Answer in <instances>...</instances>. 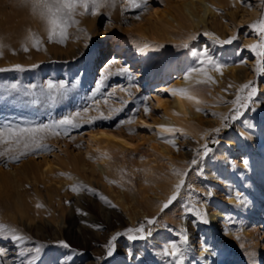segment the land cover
Returning <instances> with one entry per match:
<instances>
[{
  "label": "rangeland",
  "instance_id": "374dc122",
  "mask_svg": "<svg viewBox=\"0 0 264 264\" xmlns=\"http://www.w3.org/2000/svg\"><path fill=\"white\" fill-rule=\"evenodd\" d=\"M12 1L0 0V8L10 18L15 11L12 13L7 3ZM186 1L149 0L143 14L135 9H128L122 14L125 5L119 0L115 7H101L95 17L84 15L87 19L85 23L70 28L69 39L63 45L48 43L44 27L33 29L30 32L38 36L43 44L39 51L33 49L30 43L27 52L22 50L29 33L14 35L1 26L0 42L5 47L0 56V69H11L19 64L25 71L0 72V120L25 118L46 122L49 119L46 114H38L42 111L40 106L25 107L22 101L15 100V95L8 96L3 90L4 86L13 83L23 88L45 81H63L69 88V95L51 110L52 115L59 118L75 110L91 94L108 57L107 49L109 51L114 43L130 42L131 55H139L145 50H156L157 57L174 55L172 82L176 81L174 77L179 73L175 68L180 56H184L187 63L190 62L185 70L198 66L190 57L189 50L182 47L185 42L190 43L191 48L209 52L223 66L222 74L209 72L215 83L202 86L200 96L204 101L201 105L203 111H196V117L191 122L203 133L195 137L184 130L187 136L177 134L176 148L158 141L153 135L155 127L144 129L136 123L131 126L136 132L134 135L128 133L126 126L114 129L115 123L125 118L144 98H147L151 113L145 116L141 106L137 118L151 121L161 116L160 110L151 102L149 87L142 82L137 83L135 71L128 69L134 77L131 84L135 85L132 91L136 100L130 101L124 112L113 121H98L95 126L84 124L80 129L72 130L70 137L49 138L46 143L52 150L48 153L22 157L19 162L9 163L7 167L0 163V224L15 228L19 234L28 237L15 247L9 240L0 238V248L8 250L7 256L3 257L8 264H20L21 259L30 262L33 258L35 264H57L58 259L69 251L59 246L60 241L71 245L72 250L83 253L75 258L74 264H164L165 260L171 259L158 255L164 244L179 243L178 235L169 229L178 230L181 227L189 236L190 252L185 264H200V258L192 261L194 254L199 255L206 248L209 257L208 254L216 247L226 252L225 256L214 261L218 264H258L260 261V264H264V200L253 201L250 190L251 185L256 183L264 193V73L261 76L254 73L255 53H250L247 47L258 42L247 26L259 20L262 11L260 0H244L243 3L232 0L234 4L230 7H223L217 0L213 5L215 7L212 6L216 15L206 17L207 30L213 21L219 22L222 28L216 32L207 31L210 34L208 37L217 41L235 35L237 39L230 45L217 42L218 45H214L206 40L190 41L184 37L182 30L176 29H167L169 37L163 32L153 33V30L150 33L145 31L144 36L136 32L152 10L160 13L166 8L176 9ZM16 8L19 11L23 8L31 10L30 6L21 2ZM252 9L258 11V17L250 23L246 17ZM136 15H140V19H134ZM79 16L76 19L80 22ZM77 28L83 32H78ZM203 30L204 27H201L198 36L205 33ZM83 33H87L91 39L87 40ZM85 43L89 45L87 48L84 47ZM119 63L120 66L117 65L113 71L121 66L126 67L125 61L120 60ZM33 64L37 67L32 68ZM261 67L264 68V61H261ZM235 71H240L243 79L233 86L235 82L229 77ZM251 80L259 86L255 103H251L248 109H242L243 115L239 119L230 120L227 126H222L220 117L229 113L237 88ZM128 86L129 81L125 76L113 75L105 83L101 94L112 88ZM116 98L128 99L120 91L116 92ZM101 108L107 111L103 105ZM216 128L220 129L219 133L212 131ZM103 129L119 135L128 145H132L128 147L126 143L122 148H111V160L104 162L105 173L94 166L100 159L93 148L88 149L89 135ZM205 133L209 135L201 139ZM230 140L234 141V145H229ZM205 144L210 149L208 155L198 157L197 151L202 150ZM193 158L197 159V165L190 164ZM46 164L52 171H43ZM173 168L188 173L185 187L177 201L161 212L160 205L172 194L177 181L172 174ZM120 169H125L127 176L122 177ZM73 185H83L93 191L74 193L71 191ZM232 186L236 187L238 194L231 192ZM123 192L128 197L130 210L122 208L116 198L117 194ZM239 194L243 197L232 203L231 200L237 199ZM100 196L105 197L107 203L100 200ZM189 198L202 206L207 217L213 210L223 212L231 233H225V224L217 222L218 226L213 227L210 223L195 221L190 213L182 216L181 203H187ZM145 203L152 208L151 215L142 213ZM37 204L42 207L37 208ZM81 215H86L89 221L74 220V217L77 219ZM130 217L133 218L132 222L128 219ZM147 218L157 220L155 225L149 226L153 231L151 237L141 241H128L126 237H120L113 256H106L105 245L112 235L135 227ZM34 247H39L41 251L24 252L23 257L16 255L18 251Z\"/></svg>",
  "mask_w": 264,
  "mask_h": 264
},
{
  "label": "snow or ice",
  "instance_id": "6c2138e0",
  "mask_svg": "<svg viewBox=\"0 0 264 264\" xmlns=\"http://www.w3.org/2000/svg\"><path fill=\"white\" fill-rule=\"evenodd\" d=\"M20 2L23 5L30 6L32 14L40 20L47 36V42L63 45L69 39V29L79 24V21L76 19L78 15L84 16L90 14L95 17L99 14V9L101 7H115L119 0H20ZM122 2L125 5V8L122 9V14L128 9L139 10L140 13L143 14L148 8L149 0H122ZM241 2L243 3L244 0H241ZM260 7L262 11L259 20L247 26L252 34L258 38V42L247 46L250 53H255V67L253 70L257 76H261V74L264 73V68L261 67V61H264V0H260ZM133 18L138 20L140 19V15H136ZM77 31L83 32V30L79 28H77ZM83 34L87 40L91 39L87 33ZM203 35L208 36L210 34L204 33ZM236 39L237 37L234 35L224 40H217L216 42L221 45H230ZM189 40L195 41L196 37L191 36L189 37ZM28 43H30L31 47L37 51L41 50L43 47L41 39L31 32L28 34L27 43L22 45V50L24 52L29 50ZM88 46V43H85L84 47L87 48ZM4 47L5 45L0 42V56L3 54ZM182 47L189 50L190 57H192L194 64L198 66L192 67L184 74L183 80L185 86L165 87L159 89L158 94L167 93L170 97H175L181 101L188 102L195 106L197 112H201L203 111L201 105L204 104V101L200 96V92L203 90L202 86L215 83L212 76L209 75V72L222 74L221 70L223 66L217 63L209 52L203 49L190 48L188 42H185ZM116 63L117 61L115 59L109 61L108 65L100 74L99 79L96 81L91 94L86 98L84 103L76 106L75 110L68 111L59 118L53 116L51 110L54 109L56 105L61 104L69 95V88L63 81H45L43 84L27 85L23 88L19 87L17 83L4 86L3 90L8 96L15 95V100L22 101L25 107L40 106L42 111L38 114H46L49 119L46 122L25 118L0 120V163L7 167L9 163L19 162L22 157L33 154L48 153L52 150L46 143L49 138L70 137L72 130L80 129L84 124L95 126L98 121L110 122L124 112L125 108L128 107L129 102L136 100L132 91V88L135 87V85L131 84L134 77L124 66L113 71V65ZM31 67L35 68L37 65L33 64ZM5 71L23 72L25 69L21 65L16 64L13 65L11 69H0V72ZM113 75L125 76L129 81V86L120 87L119 89L112 88L111 91L101 94V90L104 88L105 83ZM262 82H264V77H262ZM229 87H231V85H229ZM117 91L122 92L128 99H117ZM258 92L259 86L254 80L241 84L237 88L235 99L231 101L232 107L229 113L220 117L222 126H227V122L230 120L239 119V117L243 115L241 110L248 109L251 103H255L258 98ZM98 96L100 97L99 99H97ZM113 104H118L119 106L114 107ZM101 105L107 110L106 112L102 110ZM141 106L143 107V113L145 116H148L151 113L147 98H144L135 108L131 109L130 112L125 115V118H122L115 123L114 129L126 126L130 135L136 134L131 126L137 123V114L139 113ZM93 112L95 115H90V113ZM173 114L176 115V113ZM212 115L216 114L213 113ZM139 126L149 130L153 128L152 125L146 123L144 120L139 121ZM212 131L219 133L220 129L216 128ZM177 134L184 137L187 136V133H185L182 128L165 124L155 126V131L153 132V135L157 137L158 141L168 144L173 148L177 147ZM100 135L105 136L106 132L101 130ZM207 135L209 134H203L201 139ZM107 138L116 139L115 137ZM119 142L125 143L123 140ZM213 142L218 143L216 140H213ZM127 146L132 147V145ZM96 151L99 153V159L111 160L109 153L100 152L99 149ZM209 151L210 149L207 144H205L202 146V150L197 151V156H207ZM142 159L143 158L141 157V160ZM190 164L197 165V159L193 158L190 161ZM245 164H247L246 161ZM119 171L122 177L127 176L125 169H120ZM172 174L176 176L177 181L173 186L172 194L163 204L160 205L161 212H164L173 204V202L177 201L178 197L181 195V190L185 187V177L188 173L173 168ZM109 183L115 182L109 181ZM82 190L87 192L93 191L90 188H85L83 185H73L71 188V191L74 193H79ZM208 195H211V193H208ZM99 199L107 203L105 197L100 196ZM237 199H239V197H237ZM36 207L40 208L42 205L37 204ZM181 207L183 209L182 216L190 213L191 216L195 218V221H198L201 224L209 223V219L206 213L202 210V206H199L191 198H189L187 203L182 202ZM77 211L79 212L80 210L78 209ZM156 223L157 220L155 218H147L144 222L139 223L135 227H128L124 231H117L111 236L105 245L106 256H113L116 251V242L120 237H126L128 241H141L151 237L153 231L149 226L155 225ZM169 231L174 233V235H178L179 243L166 242L158 255L162 258H171L170 260H165L164 264H185L190 252V248L188 247V233L183 227L178 230L169 229ZM0 238L9 240L14 247L28 239L27 236L19 234L17 229L3 224H0ZM59 246L69 251L63 258L58 259L57 264H74L75 258L83 255V253L72 250L71 245L64 241H60ZM40 251L41 249L39 247H34L32 249H24L23 252L18 251L16 255L18 257H23L24 252L39 253ZM205 251H207L206 248ZM7 253L8 250L6 248H0V264H8V262L3 259V257L7 256ZM20 264H35V259L33 258L30 262L21 259Z\"/></svg>",
  "mask_w": 264,
  "mask_h": 264
},
{
  "label": "bare ground",
  "instance_id": "6f19581e",
  "mask_svg": "<svg viewBox=\"0 0 264 264\" xmlns=\"http://www.w3.org/2000/svg\"><path fill=\"white\" fill-rule=\"evenodd\" d=\"M13 1L11 2L12 4L7 3L10 6L11 12L15 11L13 17L11 18L8 17L7 15L8 13L5 14L6 11L3 12V9L0 8V29L1 26H4V29H6L5 31L8 30L9 32H13L14 35H16L17 33H19V35L20 34L22 35L24 34V32L29 33L33 29L36 30L38 28L40 29L41 27H43L40 20L32 14L31 10L29 11L28 9L23 8L22 11H19L16 8V6L20 2H18V0H13ZM218 2L221 5H223V7H230L231 5L234 4V1L232 0H218ZM216 3L217 0H189V1L187 0L181 5V7H178L176 9L166 8L160 11V13L157 10H152V12H150L151 14H149V17L145 21H143L142 25L136 28V32L139 35L144 36L145 31H147L146 33L148 32L150 33L153 30V33L157 31V33L163 32L167 35L166 32L167 29H173V30L176 29V30H182L184 37H186L187 40H189V37L195 36L196 40H206L216 45L217 44L216 41L214 39H211L210 38L211 36L210 37L205 35L198 36L199 33H197L199 30H201V27H204L203 31L205 33H207V31L216 32L222 28V25L217 21H213V23L209 25L208 30L206 26L207 24H205L209 16L216 15L215 10L213 8L215 7L213 5ZM10 15L11 13H9V16ZM79 17L81 19L79 24L80 25L84 24L85 21L87 20L86 17L85 16H79ZM257 17H258V11L256 9H252L247 14L246 20L251 23ZM167 36L169 37V35ZM130 45L131 44L128 41L112 44L110 46L109 51L107 49L106 55L108 57L104 61L99 75L103 72L104 68L108 65L109 61L113 59L117 61V63L113 65V68H115L117 67V65L120 66L119 62L120 60H122L125 61L127 69H133L135 71V77H136L135 79L137 83L142 82L144 83V85L149 87V97L151 99V102L157 109L160 110L161 116L158 119H154V120L152 119L151 121L143 117H139L137 118V123H139L140 120H144L146 123H149L153 127L160 124H165L169 126L182 128L183 130H187L190 133H192L195 137H197L200 133L202 134L203 132L201 128L192 126L191 124V122H193L195 119L194 117H196L195 106L189 104L186 101H181L175 97H170L167 93L158 94V90L165 87L185 86L183 76L189 70V68L185 70V66L188 65L190 62L187 63L184 56L179 57V63L178 65H176L175 68V71H179V73L177 74L178 76L174 77L176 81L172 82L173 79L171 77V74L173 73L172 64L175 60L173 58L174 55L170 57H165V56L157 57V55L155 54L156 50H145L142 51L139 55H131L129 53ZM189 47H190V43H189ZM239 72L240 71H235L233 72L234 74L232 73L233 75L229 77L232 78L235 82V85L233 86L240 84L243 79V77L240 75ZM194 78H195V74H194ZM173 113H176V115H174ZM104 131L106 132L105 136H101L100 135L101 130H98L96 132L91 133L88 138L89 141L88 149L93 148L97 156H99V153L96 151L97 149H99L100 152L109 153L112 150L111 149L112 147L122 148L124 145H126V143L128 145V142L122 139L119 135H114L107 130ZM107 137H115L116 139H108ZM121 140L125 141V143H120L119 141ZM228 143L229 145L232 144L234 145L233 140H230ZM105 160L106 159H100V162L94 163V166L98 168L100 172L103 171L104 173L106 171L104 164ZM47 170H49V167L46 164L44 166L43 171L45 172ZM230 190L234 194L239 193L236 190V187L234 186H232ZM250 190L253 195L252 197L254 198L253 201L256 202L258 200H264V193H262V188L259 187L256 183H253L251 185ZM238 197L239 199L231 200V202L232 203H235L236 201L238 202L240 198L243 197V195L239 194ZM116 198L119 201L122 208L130 210L129 207L130 205L127 201L128 197L126 196L125 192H123V194L120 193L117 194ZM145 204H146L145 207L143 209L141 208L142 213L145 214V216L146 214L151 215L152 208L150 207L149 203H145ZM128 219L131 222L133 221V218L131 217ZM208 219H209V223L213 227L218 226L217 222L225 224L226 226H224L223 228L225 233H231L230 228L227 225L228 222L227 217L223 214V212L218 210H213L209 213ZM74 220L89 221L86 215H81L80 217L77 216V219L74 217ZM229 237L230 239H232L231 234H229ZM225 253L226 252L223 248L216 247L213 252L208 254L209 257H207L206 251H202L201 253H199V255L194 254V256L192 257L193 258L192 261L194 262L195 259L200 258L201 259L200 264H218V262H214V261L221 256L222 257L225 256L224 255ZM218 254L219 256H216ZM202 255L204 257H200ZM260 263L261 261L258 262V264Z\"/></svg>",
  "mask_w": 264,
  "mask_h": 264
}]
</instances>
